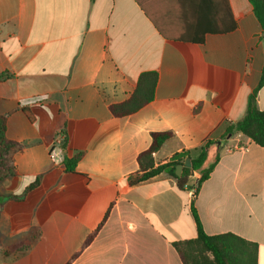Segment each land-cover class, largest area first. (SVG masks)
<instances>
[{"label": "crops", "instance_id": "crops-1", "mask_svg": "<svg viewBox=\"0 0 264 264\" xmlns=\"http://www.w3.org/2000/svg\"><path fill=\"white\" fill-rule=\"evenodd\" d=\"M260 35L248 0H0V116L20 146L0 182V264H66L95 229L70 264H182L172 243L196 237L198 173L183 191L165 173L128 183L158 132L155 166L213 142L202 229L255 243L264 264V148L226 135L259 82ZM144 72L152 100L112 115Z\"/></svg>", "mask_w": 264, "mask_h": 264}, {"label": "trees", "instance_id": "trees-1", "mask_svg": "<svg viewBox=\"0 0 264 264\" xmlns=\"http://www.w3.org/2000/svg\"><path fill=\"white\" fill-rule=\"evenodd\" d=\"M248 2L260 25V40L264 45V0H248ZM195 41L200 43L202 39L199 38ZM1 78L0 76V79ZM156 80L157 75L154 72H144L140 74L136 88L130 98L121 104L111 106L110 111L112 115L116 117L126 116L136 112L149 103L153 98ZM263 84L264 67L256 88L253 90L252 94L248 96L244 117L236 123L226 127V135L239 132L262 148H264V111H260L257 108L255 100L257 91ZM5 129L6 119L0 116V182L15 175L14 169L9 163V157L12 152L20 147L16 142L7 139L5 136ZM170 136L171 134L168 132L152 134L150 146L137 157L138 173H140V175H136L133 179H130L128 183L129 185H134L161 173H165L175 181V188L178 191H183L191 189L188 188L187 185L189 176L193 173H198V178L189 205L190 214L196 227V237L194 239L172 243L182 264H256L257 245L255 243L246 241L232 233L212 236L207 235L202 229V225L194 207V199L201 184L209 177L219 159L218 150H216L211 160L209 162L207 161V149L213 142H205L194 156L189 152L177 153L170 158V161L155 166L152 155L158 151L161 145ZM185 158H190V167L183 168L181 175L176 177L174 174L175 166L182 163ZM74 163V160H65L64 165L66 170L72 171ZM35 184L36 183H33L32 186ZM16 198L17 197H12V199ZM4 199V197L0 196V203ZM96 231L97 229L85 239L80 250L76 252L66 264H70L79 255L81 250L92 241Z\"/></svg>", "mask_w": 264, "mask_h": 264}, {"label": "water", "instance_id": "water-1", "mask_svg": "<svg viewBox=\"0 0 264 264\" xmlns=\"http://www.w3.org/2000/svg\"><path fill=\"white\" fill-rule=\"evenodd\" d=\"M190 167V158H186L183 163L177 164L175 166L174 174L176 177H179L181 175L183 168H189Z\"/></svg>", "mask_w": 264, "mask_h": 264}]
</instances>
